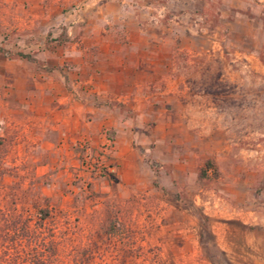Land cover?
Wrapping results in <instances>:
<instances>
[{"label":"rangeland","instance_id":"obj_1","mask_svg":"<svg viewBox=\"0 0 264 264\" xmlns=\"http://www.w3.org/2000/svg\"><path fill=\"white\" fill-rule=\"evenodd\" d=\"M0 48V264H264V0H0Z\"/></svg>","mask_w":264,"mask_h":264},{"label":"crops","instance_id":"obj_2","mask_svg":"<svg viewBox=\"0 0 264 264\" xmlns=\"http://www.w3.org/2000/svg\"><path fill=\"white\" fill-rule=\"evenodd\" d=\"M134 33H136L137 35H139V39H141V40H143V41H147V40H148L143 34L139 33V31H138V26H136V31H134ZM126 69H127V68H125L124 70H126ZM122 70H123V69H122ZM126 73H127L128 75L130 74L129 71H127ZM131 74H132V73H131ZM131 74H130V75H131ZM143 74H144V73H143ZM128 75H127V76H128ZM144 76L147 77V72H145ZM154 76H155V75H154L153 73H151V77H154ZM105 83H106V85H105L104 87H100V90H99L100 93H104V92L106 91L105 89L108 88V87H107V86L109 85L108 82L106 81ZM111 86H113V85H111ZM108 90H109V89H108Z\"/></svg>","mask_w":264,"mask_h":264},{"label":"trees","instance_id":"obj_3","mask_svg":"<svg viewBox=\"0 0 264 264\" xmlns=\"http://www.w3.org/2000/svg\"><path fill=\"white\" fill-rule=\"evenodd\" d=\"M3 52H4L3 49L0 48V54H3ZM4 54H9V53L4 52ZM18 57L21 59H25V60L34 62V59L30 55H26L24 53H19ZM207 166H210L209 163L207 164ZM42 213H44L45 216H47L45 212L42 211ZM4 239H8V234L4 236Z\"/></svg>","mask_w":264,"mask_h":264}]
</instances>
